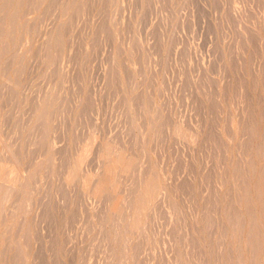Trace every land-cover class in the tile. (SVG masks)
Here are the masks:
<instances>
[{
    "label": "rangeland",
    "instance_id": "1",
    "mask_svg": "<svg viewBox=\"0 0 264 264\" xmlns=\"http://www.w3.org/2000/svg\"><path fill=\"white\" fill-rule=\"evenodd\" d=\"M10 1L0 170L31 194L0 264H264V0Z\"/></svg>",
    "mask_w": 264,
    "mask_h": 264
},
{
    "label": "bare ground",
    "instance_id": "2",
    "mask_svg": "<svg viewBox=\"0 0 264 264\" xmlns=\"http://www.w3.org/2000/svg\"><path fill=\"white\" fill-rule=\"evenodd\" d=\"M5 1H7V0H5ZM12 1H13V0H11L10 2H12ZM18 1H19V0H18ZM28 1H29V0H28ZM30 1H31V0H30ZM32 1H33V0H32ZM8 2H9V1H8ZM5 4H6V2H5ZM11 4H12V3H11ZM19 4H21V3H19ZM1 8H2V4H1ZM4 8H5V7H4ZM4 8H3V9H4ZM13 9H14V8H13ZM16 10H17V9H16ZM2 11H3V10H2ZM16 12H17V11H16ZM3 13H5V12H3ZM16 14H18V13H16ZM1 15H2V14H1ZM10 16H12V15H10ZM0 17H1V16H0ZM4 17H5V15L3 16V18H4ZM1 18H2V17H1ZM1 18H0V19H1ZM3 18H2V20H3ZM7 18H8V17H7ZM12 18H13V17H12ZM14 18H15V16H14ZM10 20H11V19H10ZM13 21H14V19H13ZM15 21H16V20H15ZM15 21H14V23H15ZM0 22H1V21H0ZM2 23H3V22H2ZM11 23H12V21H11ZM3 24H4V23H3ZM0 25H1V24H0ZM3 26H4V25H3ZM0 28H1V26H0ZM2 28H3V27H2ZM1 34H2V33H0V37H2ZM50 35H51V34H50ZM52 35L54 36V33H53ZM52 38H53V37H52ZM0 39H1V38H0ZM50 40H51V39H50ZM5 72H7V71H4V73H5ZM4 73H2V75H3L2 77H4L5 75H7V74L4 75ZM2 77H1V79H3ZM6 79L9 80V81H11V80L9 79V75H8V78H6ZM11 79H12V78H11ZM7 80L5 81L6 83L8 82ZM48 80H49V78H48ZM2 82H3V81H2ZM5 82L2 84L3 86H4ZM11 82H12V81H11ZM9 83H10V82H9ZM9 83H8V84H9ZM14 83H15V82H14ZM10 84H11V83H10ZM0 85H1V84H0ZM7 86H10V85H6L5 87H7ZM16 86H17V85H16ZM1 87H2V86H1ZM5 87H4V88H5ZM11 87H12V84H11ZM11 87H10V88H11ZM13 87H14V85H13ZM8 88H9V87H8ZM10 88H9V89H10ZM45 88H46V87H45ZM1 89H3V87H2ZM5 89H7V88H5ZM7 90H8V89H7ZM7 90H6V91H7ZM11 91H13V90H11ZM1 92H2V90L0 91V93H1ZM3 92H4V91H3ZM13 92H14V91H13ZM42 92H43V90H42ZM15 93H16V91H15ZM39 93H40V92H39ZM48 93H49V90H48L47 94H48ZM5 94H6V93H5ZM0 95H1V94H0ZM42 95H43V94H42ZM53 95L55 96V94H53ZM13 96H14V95H13ZM16 96H17V95H16ZM16 96H14V97H16ZM37 96H38V95H37ZM45 97H46V98H49V95H47V96H45ZM52 97H53V96H52ZM40 98H42V97H40ZM50 98H51V96H50ZM54 98H55V97L51 98V101H52V102H53L52 99H54ZM6 99H8V98H6ZM13 99H14V98H13ZM16 99H17V98H16ZM33 99H34V98H33ZM56 99H57V98H56ZM40 100H41V99H40ZM40 100H39V101H40ZM48 100H49V99H48ZM6 101H7V100H6ZM9 101H10V100H9ZM41 101H42V100H41ZM46 101H47V100H46ZM51 101H48V102H50V105H51V107H52ZM54 101H57V100H54ZM33 103H36V102H33ZM3 104H4V103H3ZM29 104H30V103H29ZM37 104H39V102H38ZM37 104H36V105H37ZM44 104H46V102H45ZM0 105H1V104H0ZM36 105H35V106H36ZM79 105H80V104H79ZM2 106L4 107V105H2ZM37 107H39V106L37 105ZM35 108H36V107H35ZM45 109H46V107H45ZM29 110H31V108H30ZM37 110H38V109H37ZM27 112H28V111H27ZM31 112H32V111H31ZM45 112H47V111H44L43 113H45ZM41 113H42V111H41ZM52 113L54 114L53 110H52L51 113H49V114H52ZM46 114H47V113H46ZM5 115H6V114H5ZM29 115H31V114L29 113ZM33 115H34V113H33ZM37 116H38V115H37ZM42 116H44V114H42ZM48 116H49V115H48ZM52 116H53V115H52ZM52 116H51V117H52ZM5 117H6V116H5ZM67 117H68V116H67ZM27 118H30V117H27ZM32 118H33V116H32ZM39 118H41V116H40ZM42 118L44 119L45 116L42 117ZM42 118H41V120H40V123L42 122V124H43L44 120H42ZM49 118H50V116H49ZM52 118H53V117H52ZM36 119H37V122H36V123H39V122H38L39 119H38L37 117H36ZM36 119H35V120H36ZM50 119H51V118H50ZM65 119H66V118H65ZM27 120H28V119H27ZM63 120H64V119H63ZM63 120H62V123L64 124ZM31 122H32V119H31ZM65 122H66V120H65ZM68 122H69V120H68ZM44 123H45V122H44ZM48 123H49V122H48ZM48 123L43 124V125L45 126V127H43V128H46V127H47L46 124L48 125ZM27 124H28V123H27ZM30 124H31V123H30ZM34 124H35V123H34ZM25 126H26V125H25ZM30 126H31V125H30ZM38 126H39V125H38ZM38 126L36 125L35 127L37 128ZM40 126H42V125H40ZM48 126H49V125H48ZM66 126H67V125H66ZM25 129H26V127H25ZM25 129H24V130H25ZM33 129H35L34 126H33ZM33 129H32V131H33ZM38 129H39V128H38ZM41 129H42V127H41ZM44 130H45V129H44ZM46 130H47V129H46ZM46 130H45V131H46ZM35 131H36V129L34 130V132H35ZM39 131H40V129H39ZM49 131H50V130H49ZM30 132H31V131H30ZM40 132H41V131H40ZM37 133H38V130H37ZM48 133H49V132H47L46 134H48ZM33 134L35 135V133H33ZM33 134H32V135H33ZM38 134H39V133H38ZM38 134H36V135L38 136ZM42 134L45 135V132L42 133ZM48 135H49V134H48ZM37 136H36V138H37ZM39 136H40V135H39ZM42 136H43V135H41V137H42ZM46 136H47V135H46ZM46 136H45V138H43V140L46 139ZM43 137H44V136H43ZM47 137H48V136H47ZM29 139H30V137H29ZM33 139H34V138H33ZM40 139H41V138H40ZM40 139H39V140H40ZM47 140H48V139H47ZM29 141H30V140H29ZM32 141H34V140H32ZM32 141H31V142H32ZM34 142H35V141H34ZM34 142H33V143H34ZM37 142H38V141H37ZM37 142H36V143H37ZM45 142H46V141H45ZM49 142H50V141H49ZM18 143H19V142H18ZM36 143H35V144H36ZM7 145H8V144H7ZM26 145H27V144H26ZM26 145H25V146H26ZM29 145H30V144H29ZM32 145H34V144H32ZM39 145H42V144L39 143L38 146H39ZM45 146H47V144H45ZM7 147H8V146H7ZM35 147H37V144H36ZM81 147H82V146H81ZM83 147H84V146H83ZM83 147H82V148H83ZM5 148H6V146H5ZM8 148H10V147H8ZM16 148H19V147H16ZM20 148H21V147H20ZM41 148H42V146H41ZM43 148H45V147L43 146ZM82 148H81V149H82ZM85 148H87V146L84 147L83 149H85ZM11 149H12V148H11ZM36 149H38V147L35 148V150H36ZM79 149H80V148H79ZM79 149H78V150H79ZM6 150H7V148H6ZM15 150L17 151V149H15ZM26 150H27V149H26ZM35 150H34L33 152H35ZM45 150H46V148H45ZM48 150H49V149H48ZM58 150H59V149H58ZM78 150H77V152H78ZM7 151H8V150H7ZM16 151H14V153H15ZM30 151H31V150H30ZM61 151H62V150H61ZM79 151H80V150H79ZM85 151H86V150H85ZM18 152H19V151H17V155L19 156L20 153H18ZM36 152H37V151H36ZM36 152H35V153H36ZM55 152H56V151H55ZM63 152H64V151H63ZM63 152H62V153H63ZM66 152H67V151H66ZM4 153H5V152H4ZM9 153H10V155H12V156L14 157L15 160H14L12 157H11L12 160H11L10 158L7 159V160H11L12 162H14V164H15V162H19V161H17V160H19V157L17 158V156H16L15 154H12L11 151H9ZM47 153H48V152H47ZM51 153H52V152H51ZM81 153H84V152L82 151ZM85 153H86V152H85ZM85 153H84V154H85ZM29 154H30V153H29ZM58 154H59V153H58ZM55 155H56V154H55ZM82 155H83V154H82ZM82 155H81V156H82ZM23 156H24V155H23ZM26 156H27V155H26ZM34 156H35V155H34ZM40 156H41V155H40ZM42 156H45V153H44V155H43V153H42ZM52 156H53V155H52ZM61 156H62V155H61ZM65 156H66V155H65ZM81 156H80V158H81ZM83 156H84V155H83ZM7 157H8V155H7ZM38 157H39V156H38ZM38 157H37V158H38ZM49 157H50V156H49ZM78 157H79V156H78ZM78 157H77V159H79ZM4 158H5V157H4ZM25 158H26V157H25ZM31 158H33V156L30 157L29 160H31ZM34 158H35V157H34ZM39 158H40V157H39ZM59 158H60V157H59ZM50 159H51V158H50ZM50 159H49V160H50ZM66 159H67V157H66L65 159H63V160H66ZM81 159H82V158H81ZM81 159H80V160H81ZM7 160H6V161H7ZM23 160H24V159H23ZM43 160H44V159H43ZM49 160H48V161H49ZM60 160H61V159H60ZM63 160H62V162H64ZM41 161H42V160H41ZM52 161H53V160H52ZM67 161H68V159H67ZM82 161H85V160L83 159ZM82 161H81V162H82ZM32 162L34 163L35 161L32 160ZM32 162H31V164H32ZM9 163H10V162H9ZM20 163H21V162H20ZM38 163H39V162H37V164H38ZM40 163H42V162H40ZM48 163H49V162H48ZM83 163H84V162H83ZM43 164H44V163H43ZM43 164H42V166H43ZM61 164H62V163H61ZM65 164H66V162H65ZM65 164H62V165H65ZM75 164H76V163H75ZM78 164H79V163H78ZM20 165H21V164H20ZM28 165H30V161L28 162ZM46 165H47V163H46ZM49 165H51V162H50ZM66 165H67V164H66ZM68 165H69V164H68ZM80 165H82V164H80ZM16 166H17V168H19V165H16ZM31 166H32V165H31ZM31 166H30V168H31ZM36 166H37V165H36ZM40 166H41V165H40ZM53 166H54V165H53ZM21 167H22V166H21ZM27 167H29V166H27ZM34 167H35V166H34ZM66 167H67V166H66ZM78 167H79V166H78ZM7 168H8V167H7ZM7 168H6V169H7ZM25 168H26V165H25ZM36 168H38V167H36ZM41 168H42V167H40V169H41ZM49 168H50V167H49ZM68 168H69V167H68ZM14 169H16V168H14ZM14 169L11 168V169H7V170H5V171H1V170H0V219H1V216L3 215L2 211H3V209H4V205H5V203H8L10 200H16V201H17V200H21V201H24V200H25V196L27 195L28 189L31 188V187H29V186H30V182H29L26 178H25V179H24V178L21 179V178L18 176L17 171H15ZM27 169H28V168H27ZM42 169H43V168H42ZM47 169H48V168H45V171H46ZM51 169H52V167H51ZM17 170H18V169H17ZM19 170H20V169H19ZM28 170H29V169H28ZM33 170H34V172H35V169H33ZM43 170H44V169H43ZM48 170H49V169H48ZM48 170H47V171H48ZM23 171H24V170H23ZM25 171H27V170H25ZM25 171H24V172H25ZM39 171H40V170H39ZM50 171H52V170H50ZM68 171H69V169H68ZM70 171H71V170H70ZM34 172H32V173H34ZM43 172H44V171H43ZM52 172H53V171H52ZM71 172H72V171H71ZM44 173H45V172H44ZM49 173H50V172H49ZM64 173H66V170L64 171ZM69 173H70V172H69ZM25 174H26V173H25ZM27 174H28V173H27ZM35 174H36V173H35ZM72 174H73V172H72ZM36 175H37V174H36ZM43 175H44V174H43ZM46 175L51 176L50 174H46ZM61 175H64V174L61 173ZM66 175H67V173H66ZM66 175H65V176H66ZM56 176H57V175H56ZM71 176H72V175H71ZM81 176H82V175H81ZM32 177H35V176L33 175ZM59 177H61V176H59ZM62 177H63V176H62ZM68 177H69V179H70V178H73V177H70V176H68ZM68 177L66 176V178H68ZM37 178H38V177H37ZM46 178H48V176H47ZM64 178H65V177H64ZM75 178L77 179L78 177H75ZM81 178H82V177H81ZM30 179H31V176H30ZM35 179H36V178H35ZM35 179L32 178L31 180H35ZM44 179H45V176H44ZM52 179H53V178H52ZM61 179H62V178H61ZM78 179H79V178H78ZM78 179H77V180H78ZM59 180H60V179H59ZM59 180H58V181H59ZM80 180H81V179H80ZM96 180H98V179H96ZM99 180H100V179H99ZM99 180H98V182H99ZM45 181H47V180H45ZM72 181H73V180H72ZM36 182L39 184L38 179L35 181V184H36ZM55 182H56V180H55ZM60 182H61V181H60ZM78 182H79V181H78ZM78 182H77V183H78ZM83 182H84V181H83ZM95 182H96V181H95ZM98 182H97V183H98ZM62 183H63V180H62L61 184H62ZM33 184H34V181H33ZM33 184H32V189H33ZM43 184H44V183H43ZM48 184L50 185V183H48ZM61 184H60V185H61ZM70 184H71V183H70ZM75 184H76V181H75ZM78 184H79V183H78ZM95 184H96V183H95ZM64 185H65V184H64ZM96 185H97V184H96ZM96 185H95V188H96ZM99 185H100V184H99ZM99 185H98V186H99ZM39 186H40V185H39ZM50 186H51V185H50ZM55 186H56V185H55ZM58 186H59V185H58ZM34 188H35V187H34ZM95 188H94V189H95ZM32 189H31V190H32ZM45 189H46V188H45ZM76 189H77V188H76ZM98 189H99V188H97L96 190H94V191L96 192L95 194H97V193L99 192V191L97 192ZM33 190H35V189H33ZM33 190H32V191H33ZM54 190H55V189H54ZM39 191H40V189H39ZM76 191H77V190H76ZM79 191H80V190H79ZM37 192H38V191H37ZM45 192H46V191H45ZM47 192H48V191H47ZM47 192H46V193H47ZM29 193H30V192H29ZM40 193H41V191H40ZM92 193H93V192H92ZM30 194H31V193H30ZM30 194H29V196H26V197H30ZM44 194H45V193H44ZM80 194H81V193H80ZM132 194H133V193H132ZM46 195H47V194H46ZM83 195H84V194H83ZM53 196H54V195H53ZM98 196H99V195H98ZM31 197H32V195H31ZM41 197L43 198V196H41ZM44 197H45V196H44ZM81 197H82V196H81ZM132 197H133V196H132ZM46 198H48V197H46ZM129 198H131V197H129ZM48 199H49V198H48ZM82 199H83V198H82ZM131 199H132V198H131ZM133 199H134V198H133ZM28 200H30V202H32L33 199H32V200H31V199H28ZM39 200H40V199H39ZM44 200H45V199H44ZM62 200H64V199H62ZM79 200H80V199H79ZM129 200H130V199H129ZM21 201H20V202H21ZM40 201H41V200H40ZM42 201H43V200H42ZM54 201H55V200H54ZM130 201H131V200H130ZM130 201H127V202L129 203ZM13 203H15V201H13ZM16 203H17V202H16ZM16 203H15V204H16ZM24 203H25V202H24ZM28 203H29V202H28ZM32 203H33V202H32ZM131 203H132V202H131ZM18 204H19V202H18ZM21 204H22V203H21ZM40 204H41V203H40ZM48 204H49V203H48ZM50 204H51V203H50ZM129 204H130V203H129ZM24 205H26V204H24ZM131 205H132V204H131ZM131 205H130V207H131ZM10 206H11V205H10ZM13 206H15V205H13ZM16 206H17V204H16ZM16 206H15V207H16ZM20 206H21V205H20ZM22 206H23V205H22ZM26 206H28L29 209H30V206H29V205H26ZM46 206H47V205H46ZM15 207H14V208H15ZM23 207H24V206H23ZM23 207H22V208H23ZM47 207H48V206H47ZM130 207H129V208H130ZM11 208H12V207H11ZM16 208H17V207H16ZM16 208H15V209H16ZM37 208H38V207H37ZM49 208H50V207H49ZM53 208H54V207H53ZM6 209H7V208H6ZM18 209H19V208H18ZM18 209H16V210H18ZM130 209H131V208H130ZM21 210H22V209L20 208L19 212H21ZM25 210L27 211V208L24 209V211H25ZM36 210H37V209H36ZM36 210H35V211H36ZM45 210H46V209H45ZM48 210H51V209H48ZM9 211H11V210H9ZM9 211H8V212H9ZM26 211H25V212H26ZM30 211H31V209H30ZM42 211H44V210H42ZM3 212H4V211H3ZM8 212H7V213H8ZM16 212H17V211H16ZM47 212L49 213V211H47ZM1 213H2V214H1ZM14 213H15V212L13 211V214H14ZM23 213H24V212H23ZM28 213H29V211H28ZM28 213H27V214H28ZM42 213H43V212H42ZM48 213H47V214H48ZM51 213H52V212H51ZM9 214L13 215L12 212L9 213ZM9 214H8V215H9ZM17 214H18V213H17ZM20 214H21V213H20ZM20 214H19L18 216H20ZM29 214H31V213H29ZM38 214H39V213H38ZM40 214H41V213H40ZM52 214L54 215V213H52ZM24 215H25V213L23 214V216H24ZM41 215H42V214H41ZM44 215H45V214H44ZM13 216H14V215H13ZM15 216H16V218L14 217L13 220L17 219V215H15ZM25 216H26V215H25ZM28 216H29V215H28ZM46 216L49 217L48 215H46ZM2 217H5V216H2ZM11 217H12V216H11ZM37 217H38V216H37ZM41 217H42V216H41ZM21 218H22V217H21ZM23 218H24V217H23ZM23 218H22V219H23ZM43 218H44V216H43ZM10 219H12V218H10ZM22 219H21V221H19V225H20V222H22ZM25 219H26V217L24 218V223H25ZM41 219H42V218H41ZM47 219H48V218H47ZM47 219L45 218V220H47ZM50 219H51V218H50ZM128 219H129V218H128ZM128 219H127V220H128ZM2 220H5V219H2ZM2 220H1V221H2ZM32 220H33V219H32ZM34 220H35V219H34ZM45 220H44V221H45ZM52 220H53V219H52ZM122 220H124V221H122V222H125L126 219L123 218ZM38 221H39V219H38ZM40 221H41V220H40ZM40 221H39V222H40ZM42 221H43V220H42ZM42 221H41V222H42ZM47 221H48V220H47ZM47 221H46V222H47ZM14 222H15V221H14ZM41 222H40V223H41ZM48 222H49V221H48ZM48 222H47V224H48ZM2 223H4V222L2 221ZM6 223H7V222H6ZM32 223H33V222H32ZM42 223H43V222H42ZM44 223H45V222H44ZM14 224H15V223H14ZM16 224H17V223H16ZM22 224H23V222L21 223V226H23ZM47 224H46V227H45L46 229L49 228V227H47V226H48ZM53 224H54V223H53ZM33 225H34V224H33ZM40 225H41V224H40ZM1 226H2V225H1ZM9 226L12 227V226H13V222H12L11 225H9ZM28 226H29V225H27L26 228H29ZM38 226H39V225H38ZM7 227H8V226H7ZM24 227H25V226H24ZM24 227H23V228L21 227V228L24 229ZM17 228H18V227H17ZM17 228H16V229H17ZM21 228H18L17 231H18L19 229H21ZM43 228H44V227H43ZM5 229H6V228H5ZM46 229H45V230H46ZM49 229H50V228H49ZM49 229H48V230H49ZM6 230H7V229H6ZM28 230H29V229H28ZM28 230H27V232L30 231V230H29V231H28ZM34 230H35V229H34ZM48 230H47V231H48ZM4 231H5V230H3L2 232H0V238L2 237V233H3ZM13 231H14V230H13ZM19 231H20V233H21V230H19ZM40 231H41V230H40ZM7 232H8V231H7ZM7 232H5V233H7ZM25 232H26V230H25ZM37 232H38V229H37ZM9 233H12V232L9 231ZM15 233H17L16 230H15ZM29 233H30V232H29ZM29 233H28V234H29ZM48 233H50V231H48V232L45 234V237H47V234H48ZM7 234H8V233H7ZM25 234H26V233H25ZM25 234H24V235H25ZM37 234H38V233H36V235H37ZM50 234H51V233H50ZM50 234H48V237H49ZM9 235H10V234H9ZM11 235H12V234H11ZM17 235H18V233H17ZM19 235H20V234H19ZM22 235H23V234H22ZM6 236H7V235L5 234L4 238H5ZM25 236H27V235H25ZM51 236H52V234L50 235L49 238H51ZM15 237H16V234H15ZM27 237L29 238L30 236H27ZM27 237H26V239H28ZM37 237H38V236H37ZM52 237H53V236H52ZM4 238L2 237V240H4ZM6 238H7V237H6ZM20 238H21V237H20ZM34 238H36V236H34ZM40 238H41V237H40ZM49 238H48V239H49ZM9 239H10V238H9ZM22 239H25V238H22ZM30 239H31V237H30L28 240H30ZM36 239H37V238H36ZM46 239H47V238H46ZM5 240H6V239H5ZM15 240H16V239L14 238V241H13V242H15ZM51 240H53V239L48 240V242H50ZM26 241H27V240H25V241L23 240V241H22V242H24V245H25V242H26ZM35 241H37V240H35ZM39 241H40V240H38V242H39ZM66 241H67V240H66ZM17 242H18V241H17ZM27 242H28V241H27ZM41 242H44V240H42ZM41 242H40V244H41ZM3 243H4V242H3ZM6 243H8V239H7V242H5V244H6ZM29 243H30V241H29ZM17 244H18V243H17ZM17 244H16V245H17ZM19 244H20V242H19ZM19 244H18V245H19ZM34 244H35V243H34ZM43 244H44V243H43ZM51 244H52V241L50 242V246H51ZM63 244H64V243H63ZM8 245H9V244H8ZM10 245H11V243H10ZM18 245H17V246H18ZM24 245H23V246H24ZM29 245H30V244H29ZM55 245H56V244H55ZM3 246H4V244H3ZM6 246H7V245H6ZM12 246H13V245H12ZM30 246H31V245H30ZM40 246H41V245H40ZM13 247H14V246H13ZM19 247L21 248V245H19V246H18V249H17V250L19 251V253H20V249H19ZM43 247H44V246H43ZM6 248H7V247H6ZM24 248H26V247H24ZM24 248H23V249H24ZM40 248H42V247H40ZM50 248H51V247H50ZM3 249H4V248H3ZM8 249H10V246L8 247ZM27 249H28V246H27ZM29 249H30V248H29ZM44 249H45V248H44ZM47 249H48V247H47ZM5 250H6V249H5ZM12 250H13V248H12ZM12 250H11V251H12ZM38 250H39V249H38ZM40 250H41V249H40ZM1 251H3V250H1ZM21 251H22V249H21ZM42 251H43V250H42ZM7 252H8V250H7ZM22 252H23V251H22ZM22 252H21V253H22ZM44 252H45V251H44ZM47 252H48V251H47ZM50 252H51V251H50ZM21 253H20V254H21ZM38 253H40V252H38ZM41 253H43V252H41ZM2 254H3V255H2ZM15 254H17V256H16V255H15V256H16V258H18V260H20V259L24 256V254L22 253L23 256L21 255L22 257L20 258V257H18V252H15ZM20 254H19V256H20ZM7 255H8V254H7ZM25 255H26V254H25ZM41 255H42V254H41ZM50 255H51V254H50ZM0 256H3V257H4V253H1ZM15 256L12 257V255H11V258L13 259V258H15ZM26 256H27V255H26ZM34 256H35V252H34ZM43 256H45V255H43ZM43 256H42V257H43ZM6 257H7V256H6ZM40 257H41V256H40ZM16 258L14 259V261L16 260ZM24 258H26V257H24ZM33 258H34V257H33ZM43 258H44V257H43ZM1 259H2V258H1ZM5 259H6V258H5ZM36 259H39V258L37 257ZM44 259H45V258H44ZM49 259H50V258H49ZM9 260H10V259H9ZM23 260H24V259H23ZM39 260H40V259H39ZM42 260H43V259H42ZM16 261H17V260H16ZM16 261H15V262H16ZM34 261H35V260H34ZM45 261H46V260H45ZM12 262H13V260H12ZM23 262H25V260H24ZM41 262H42V261H41ZM46 262H47V261H46ZM51 262H52V260H51ZM16 263L18 264V262H16ZM25 263H26V262H25ZM25 263H23V264H25ZM31 263H32V262H31ZM34 263H35V262H34ZM43 263H44V262H43ZM43 263H42V264H43ZM11 264H15V263H11ZM20 264H22V262H21ZM26 264H27V263H26ZM37 264H39V263H37ZM40 264H41V263H40ZM44 264H45V263H44ZM51 264H53V263H51Z\"/></svg>",
    "mask_w": 264,
    "mask_h": 264
}]
</instances>
